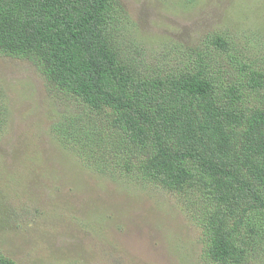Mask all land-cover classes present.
Segmentation results:
<instances>
[{
	"label": "trees",
	"instance_id": "16d2710c",
	"mask_svg": "<svg viewBox=\"0 0 264 264\" xmlns=\"http://www.w3.org/2000/svg\"><path fill=\"white\" fill-rule=\"evenodd\" d=\"M125 16L120 0H0V55L43 76L58 146L176 196L206 263L264 264L263 47L211 33L152 43V58ZM8 94L0 82V129Z\"/></svg>",
	"mask_w": 264,
	"mask_h": 264
},
{
	"label": "rangeland",
	"instance_id": "374dc122",
	"mask_svg": "<svg viewBox=\"0 0 264 264\" xmlns=\"http://www.w3.org/2000/svg\"><path fill=\"white\" fill-rule=\"evenodd\" d=\"M127 37L193 46L209 35L261 45L264 0H120ZM8 125L0 129V251L17 264H209L202 230L151 184L85 167L48 133L52 91L29 60L0 55ZM16 176V177H15Z\"/></svg>",
	"mask_w": 264,
	"mask_h": 264
}]
</instances>
